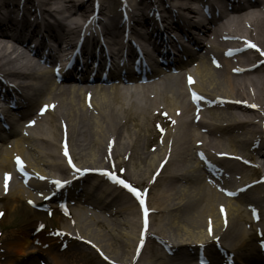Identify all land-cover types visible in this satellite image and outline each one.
<instances>
[{"label":"bare ground","instance_id":"6f19581e","mask_svg":"<svg viewBox=\"0 0 264 264\" xmlns=\"http://www.w3.org/2000/svg\"><path fill=\"white\" fill-rule=\"evenodd\" d=\"M110 1L0 0V10L21 7L29 12L33 8L30 15L34 21L38 19L36 11L45 21L38 36L37 23L31 27L32 23L27 20H17L11 27V21L0 17V77L4 80H0V98L4 97L8 103L12 101L7 89L9 83L23 94L19 97L21 102L16 103L18 115L4 111L10 129L5 131L0 127V143L25 129L12 143L13 149L9 143L0 146V179L12 171L17 158L25 160L29 173L28 190L14 179L7 193L0 185V213L3 214L0 217L9 216L25 201L40 205L47 196L46 190H51L57 179H69L71 191L68 194L60 191L51 199L71 197V201H76L68 206L70 216L65 214L59 226L52 225L54 236L49 233L47 240H44L47 230L43 229L42 233L36 230L45 218L25 208L27 225L13 232H0V264H20L16 259L24 255L29 259L26 264L40 263L43 255V250H37L40 248L52 256L51 264H66L65 261L76 255L86 257L88 251L102 253L104 264H191L195 250H204L209 264H224L223 250L236 255L244 264H259L264 254L247 237L252 230L264 232V184L255 180L257 176L264 177V136L255 128L256 121L264 120V0H225L223 4L208 0L213 3V11L209 7L212 18L188 14V20L183 18L189 10L181 3L185 0H170L173 10L165 11L170 22H158L160 25L151 22L155 27H166L162 36L167 47H161L167 61L164 69L154 68L144 83L141 75L132 74L125 67L119 70L99 67L101 59H98L94 71L85 68L83 74L77 70V75H65L64 82L57 87L51 69L43 66L53 60V55L50 50L47 57L39 55V47L43 46L42 51L47 47L44 38L55 37L64 42L63 46L68 45L73 34L71 27L78 20L75 17L86 18L94 3L98 14L106 15L108 6L121 10L118 3ZM124 2L128 5L122 7V12H109L107 26L101 20L97 34V37L108 34L117 40L113 45L118 47V53L119 49L127 51L134 47L128 39H121V35L131 31L117 30L118 17L125 14L129 24L134 21L136 34L138 31L145 36L139 28L141 21L135 19L139 17L136 11L143 12L153 5L148 0H134V5L133 0ZM5 25L14 34L9 35ZM30 38L39 45L33 48L34 56L27 52ZM138 44L142 50L149 51L147 44L140 41ZM247 44L256 51H245ZM170 48L178 51L181 58L171 57ZM132 54L130 50L124 56L132 57ZM173 72L176 76H172ZM188 80L193 86L186 87ZM106 82L111 85L107 86ZM188 89L203 95L198 109L189 102ZM87 97L89 105L85 102ZM39 103L48 104L49 110L43 117L34 115L33 120L30 117ZM193 113H198V117ZM28 117L27 123L35 122L32 129L20 123ZM62 127L78 168L107 169L99 166L102 163L96 155L103 146L104 153L99 158L105 152L117 159L128 158L127 164L121 160L119 164L134 181L143 167L144 141L148 139L153 144L159 137L160 147L150 155L145 176L153 167L155 172L164 159H167L165 169H172L164 185L158 181L152 183L156 191L148 219L156 216L157 222L152 226L150 220L147 231L150 230L149 239L156 245L167 246L166 251L162 245L161 249L171 254L170 257L158 252L146 256L145 249L137 251L140 231L137 206L134 202L128 203L119 189L100 178L92 184H87V176L73 181L76 174L68 173L55 152ZM111 141L112 146L108 148ZM24 142H30L29 146L24 147ZM26 150L32 151L30 156L37 162L35 165ZM190 161H195L197 166L188 165ZM37 176L44 180H37ZM242 183L252 188L241 189ZM230 193L235 194L232 199L227 197ZM238 204H243L245 209ZM252 209L258 212V221L251 219ZM126 213L125 226L130 232L121 234L117 227Z\"/></svg>","mask_w":264,"mask_h":264},{"label":"rangeland","instance_id":"374dc122","mask_svg":"<svg viewBox=\"0 0 264 264\" xmlns=\"http://www.w3.org/2000/svg\"><path fill=\"white\" fill-rule=\"evenodd\" d=\"M137 1V0H136ZM133 3H134V0H133ZM108 6V5H107ZM113 7L112 6H108V10H110V9H112ZM40 105V103L35 107V110H34V113L36 112V110H37V108H38V106ZM29 118V117H28ZM27 119V118H26ZM26 119L24 120V122H23V119L22 120H20V123L21 122H23V124H25V122H26ZM255 128L258 130V123H256L255 124ZM128 130H129V127H128ZM123 131H124V129H123ZM124 134H125V136H127V133L126 132H124ZM17 138H19L18 137V135H15V136H10V137H8V140H5V142H3V143H0V146H4L5 145V143H9V144H11L12 142H13V140H16ZM86 143V142H85ZM112 141L111 142H108V148H110L111 146H112ZM160 140H159V137H157V138H155V140H154V143L153 144H150V141H148V139L147 140H145L144 141V143H143V150H142V152H143V158H144V163L142 164V166L143 167H141L140 168V173L142 174H136V177H135V179H136V181H134V180H131V181H133L132 182V184H134V185H136V186H140V187H143V186H145V185H147V181H150V176L152 175V173L154 172V168L155 167H153V168H151L150 169V172H149V174H146V176H145V173H146V168H149L148 166H147V163L150 161V155L151 154H153V153H156L157 151H158V149L157 148H159L160 147ZM106 145V146H107ZM5 147V146H4ZM27 147V146H26ZM58 147L56 146V150H55V152H56V155L58 156V153H57V149ZM97 151H100V154H99V152L98 153H96V155H97V157H98V162L99 161H101V163H102V165H99V166H104V167H106V168H108L110 171H113V172H115V173H117L118 175H120V176H122V177H124V178H126V176H125V173H126V175H127V177H128V174H127V172H126V168L123 166V165H121V164H119V160H121V161H125L126 162V164L128 163V158H125V157H119L118 159L117 158H115L114 156H112L111 155V153L109 152H105V154L103 155V158H99V157H101L100 155H101V153L103 152L104 153V149H103V146L101 147V149L100 150H97ZM32 153V151H27L26 152V155L27 156H29L30 157V161H31V163H33L34 164V162H35V164L37 163L35 160H33L34 158H33V156L31 155L30 156V154ZM109 155H111V156H109ZM108 156V157H107ZM33 158V159H32ZM194 162L195 161H190L189 163L190 164H188V165H190V166H194V167H196L197 165L196 164H194ZM32 164V165H33ZM34 164V165H35ZM118 166V167H117ZM165 167H167V165L165 166ZM172 169V167H170L169 169H164V171H163V173H162V175L159 177V180H158V182L160 183L161 182V185H164L165 183H166V176L169 174L168 172H170V170ZM125 172H124V171ZM47 172H50V173H55V172H52L50 169L48 170H46ZM145 176V177H144ZM138 180L140 181V183H138ZM104 181V180H103ZM102 181V182H103ZM86 182H87V184H90L91 182H92V179H89V180H86ZM104 183V182H103ZM180 186H182V185H180ZM159 188H160V186H159ZM158 189V188H157ZM184 189V188H183ZM65 191L63 192V194L64 193H66L67 192V194H68V192L69 191H71V187L70 186H68V187H66L65 189H64ZM155 191H156V188H154L153 186L150 188V191H149V206L150 207H152V203H153V198H154V194H155ZM124 194V193H123ZM123 197V196H122ZM126 197V199L129 201L128 203H133L132 202V200L129 198V196H125ZM71 197H69V200H64L63 201V203H66L67 202V204H68V206H72L76 201H74V200H72L71 201V199H70ZM59 200H58V198H57V201L55 200L54 201V203H53V206L54 207H56V205H58L59 204V202H58ZM239 205V204H238ZM238 207H240L241 209H245V207L243 206V204L242 205H239ZM25 208H29L28 206H27V204H26V202H24V203H22V204H20V207H19V209L18 210H16L15 212H13V213H11L9 216H4L2 219H1V223H0V230L1 231H5V232H13L14 230H17V228H19V227H24L25 225H27L28 223L27 222H24V218L26 219V217L28 216V213L26 212V211H24V209ZM35 212V211H34ZM70 212V211H69ZM71 214V213H70ZM30 216V215H29ZM128 213H126V214H124L123 215V217L121 218V221H122V223L120 224V226L119 227H117V230L122 234H124V232L125 233H128V232H130L127 228H126V224H127V219H128ZM41 217L42 218H45V220H44V224H45V229L44 230H47L48 232L45 234V236H44V240H47L49 237H48V234L50 233V235H52V236H54V233L51 231L52 230V225H56V226H59L60 224H61V220H65L64 218H63V215L60 213V212H56V211H53L52 212V216L51 217H49L48 215H47V213H41ZM125 217V218H124ZM46 218L49 220V223H46L47 222V220H46ZM150 220H152V222H153V224H152V226H155V223L157 222V217L156 216H150ZM244 222H242V224H243ZM47 224V225H46ZM202 226H203V224H202ZM43 231V230H42ZM137 231V230H136ZM103 232H104V234L106 233V231L103 229ZM40 233H42V232H40ZM257 233L258 232H256L255 230H252L251 232H250V236L249 237H247L248 239H250V241H251V243L257 248V242H258V237H257ZM136 234V232L134 231V235ZM150 237V236H149ZM185 239V238H184ZM154 240L152 239V238H148V240H147V242H146V248L144 247V249H145V253H146V256H149L150 254H152L153 252H158V253H160L161 255H166L167 257H170L171 255L169 254H166V250L165 251H163L162 249H161V245H162V247H163V249H165V247L164 246H166V245H164V244H162V243H159V245H156L154 242H153ZM133 243V242H132ZM132 249V248H131ZM131 249H130V251H131ZM144 249H143V251H144ZM258 249V248H257ZM37 250H43V252H42V254L43 255H41V258H42V261L40 262V263H38L37 261H36V263L35 264H41V263H46V264H51V257L50 256H48L47 255V253H46V251H45V248H40V249H37ZM29 251H31V250H29ZM196 251L197 250H195V252H194V256L192 257V261H191V264H195L196 263V258H197V254H196ZM225 253H226V250H223ZM10 253H11V255H13V257H16L17 258V255L16 254H14L13 253V251H9ZM228 254H231V253H227L226 255H228ZM231 255H233V254H231ZM29 259H28V257L27 256H21L19 259H16V261H18V262H20V264H26V262L28 261ZM233 260H234V262H235V264H244V262L242 263L241 262V260L239 259V258H237L236 257V255H235V257L233 258ZM71 261H73L75 264H104L103 263V260L95 253V251H88V253H87V256L86 257H83L82 258V256L81 255H76L75 257H73L72 259H70L69 258V260H67V261H65V263L66 264H74L73 262H71ZM262 261H263V256L260 258V261H259V264H262ZM195 262V263H194ZM226 263V259L224 258V264ZM197 264V263H196Z\"/></svg>","mask_w":264,"mask_h":264},{"label":"snow or ice","instance_id":"6c2138e0","mask_svg":"<svg viewBox=\"0 0 264 264\" xmlns=\"http://www.w3.org/2000/svg\"><path fill=\"white\" fill-rule=\"evenodd\" d=\"M191 79V78H190ZM47 107V106H46ZM43 111V110H42ZM65 155H67V153H65ZM17 162L19 163V158H17ZM69 163L71 164V161H69ZM74 167V166H73ZM112 179H115V177L113 176ZM6 180H7V174H6ZM119 183L123 184L126 188H128L133 194L135 195H139V193L137 192V190L135 188H132L129 184H127L125 181L120 180L118 181ZM57 186H59V184L61 183L60 181H55L54 182ZM31 203V202H30ZM141 204H143V201H141ZM0 215H3L2 213H0Z\"/></svg>","mask_w":264,"mask_h":264}]
</instances>
